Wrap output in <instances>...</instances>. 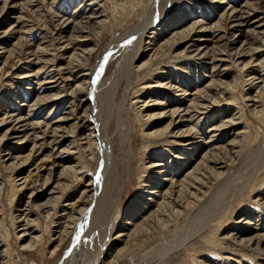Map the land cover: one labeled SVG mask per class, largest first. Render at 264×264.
Masks as SVG:
<instances>
[{
	"label": "rangeland",
	"instance_id": "obj_1",
	"mask_svg": "<svg viewBox=\"0 0 264 264\" xmlns=\"http://www.w3.org/2000/svg\"><path fill=\"white\" fill-rule=\"evenodd\" d=\"M149 1L0 0V264H264V0H177L173 7L171 0H154L155 17L168 14L147 31L133 59V94L124 98L127 78L113 76L119 65L128 70L134 34L109 55L99 81L91 79L102 81L92 93L83 78L115 35L144 19ZM83 23L88 36L79 40L86 47L68 45ZM52 41L62 45L53 49ZM86 51L85 64L78 58L69 64L74 52L84 58ZM117 84L115 102L108 103ZM40 97L46 102L37 104ZM145 102L152 113L164 106L186 112L174 128L186 141L148 136L167 125L169 112L148 122ZM111 113L117 166L105 165L96 179L99 152L87 151L89 136L98 141L92 118L99 114L103 124ZM211 152L220 157L218 174L203 168L202 187L188 190L204 196L193 209L202 217L191 220L186 209L162 225L151 194L159 197L174 179L176 198L180 183ZM75 166L78 173L63 175L67 185H60L63 169ZM24 227L41 238L34 248H25L31 235ZM144 250L153 256L142 258Z\"/></svg>",
	"mask_w": 264,
	"mask_h": 264
},
{
	"label": "bare ground",
	"instance_id": "obj_2",
	"mask_svg": "<svg viewBox=\"0 0 264 264\" xmlns=\"http://www.w3.org/2000/svg\"><path fill=\"white\" fill-rule=\"evenodd\" d=\"M156 1V0H155ZM153 0V2L150 0L149 1V6L147 7V9L145 10V14H144V19L138 23L136 26L132 27V28H126L123 32H121L120 34H117L114 36L113 38V41L107 45L104 50L102 51L101 55H100V58H99V63L91 70L92 72V75L90 76V78H87V77H84L83 79L84 80H89L90 79V86L89 87H92V93H96V89L98 88V86L102 83V81L100 80L98 86L97 84L91 82V79H95V80H98L101 76V74L103 73V70L106 68L107 66V63L109 61V55L112 53L113 50L115 49H118L120 46H123L122 43H125V42H128L127 40L125 41L124 40V37L126 36V34H134V39L136 40L135 42V54L132 58V62L129 64L128 66V70H126V72L123 73V70L121 69V66L119 65L118 67V73H116L113 78H118V79H121L122 77H125L127 78V82H126V86H125V89L123 91V97L124 98H128L129 96H131L134 92V88H133V78H132V69H133V59L135 58L136 55H138L139 51L141 50V45H142V41H143V37L144 35L147 33V31L154 26V24L158 21V20H161L162 18H164V16L166 14H168V9L165 10V12L161 15L162 17H155L157 16L156 15V12H155V9L156 7L154 6L155 3L158 1L155 2ZM177 0H171V3L169 4L170 7H173V5L176 3ZM155 17V18H153ZM84 25H82L81 27H78L76 26L75 29L71 32L70 34V38L68 40V45H77V46H83V47H86V44H84L83 42H80L81 40H79L80 38H82L83 36L86 37L88 35L85 36V28H87L86 24L83 23ZM190 33V32H189ZM186 36V35H185ZM123 39V40H122ZM21 40L23 41L24 38H21ZM125 41V42H124ZM81 44H80V43ZM175 42H177L175 40ZM54 43H57L56 41H52L51 42V46L54 47ZM59 45H62L61 43H57ZM53 49H57V48H53ZM38 50H41L40 48ZM77 50V48L75 49V51ZM44 51V50H43ZM37 53V52H36ZM88 51L86 52H82L83 54V57L84 58H81L79 57V54H77L76 52H74L72 54V56L70 57V60H69V64L70 65H73V62H74V59L78 58L79 60L81 59V62L80 64H85L86 63V56L88 57L87 55ZM94 53H90V56H89V59L90 57L92 58ZM53 57V56H52ZM54 57H56L54 55ZM74 58V59H73ZM55 59V58H53ZM52 62V61H50ZM55 64V63H53ZM54 66V65H53ZM60 75V78L61 80L65 81V77H63L64 75L61 73V71H58V73ZM56 74V76H57ZM53 78V77H52ZM55 78V77H54ZM111 78H108L106 79L104 82H109ZM58 81V80H57ZM99 81V80H98ZM97 81V82H98ZM101 86V85H100ZM88 87V85H86V83L81 86H79L77 88V90H81L82 89H86ZM117 88H118V84L113 86V88H111V92L110 90L108 91V93H111L109 98H108V103H114L115 101H113L116 97V92H117ZM72 92H75V91H72ZM77 92V91H76ZM75 92V93H76ZM65 93V92H64ZM73 93V95L75 94ZM82 93V92H81ZM78 96V95H77ZM87 96V95H86ZM199 96V95H198ZM196 96L197 98V103H200V99L199 97ZM124 98L122 99L121 103H119V105L117 104L118 106V109H117V124H121L123 121H124V115H123V110H124ZM46 100V97H40L37 101V104H39L40 102L42 101H45ZM154 100H159L158 97H156ZM46 102V101H45ZM44 103V102H42ZM144 107H143V111L147 112L148 114V119L147 121L150 122L152 117L156 116V115H163L165 114V112H169V117L168 115L165 116L166 118L168 117L169 118V121L167 123V125L165 127H163L162 129H160L159 131L155 132L154 134L151 133L150 135L148 136H151V137H156L157 139H159L160 137H158L159 135L163 136V135H166V136H172L174 135V128H176L175 126V119L176 117L182 119L184 117H186V112L185 114L182 113V111L179 109V108H175V109H171L169 111H165V106H164V111L162 112H157V113H152V107H150V105L145 102L144 104ZM195 107H198V106H195ZM153 108H156V105L153 107ZM113 109H114V106H113ZM190 108L188 107L187 110H189ZM186 110V111H187ZM126 111V110H125ZM141 111V110H140ZM85 113V112H84ZM86 113H89L88 111ZM29 114V113H28ZM89 115V114H88ZM87 115V116H88ZM112 116V113L107 117L106 119V122L102 124V120H101V116H97V118L94 116L93 121H94V130L92 129V134L94 132H97V137L94 139H98L97 142H94L93 141V137L91 138V136L88 137V141H87V151H89V154H91L92 157H96L97 153L99 152V158H98V163H99V170L97 171V176H96V179H100L99 176L102 175V170L104 168L105 165H107V167L110 166L111 170L110 171H114L116 169V163L113 162L112 160V155H113V147H112V137H110L108 135V124L110 123V118ZM85 117V116H84ZM28 117L25 118V117H19V122L22 123V122H27L28 121ZM87 119V118H86ZM85 119V120H86ZM90 123V122H89ZM88 124V123H86ZM85 126V125H84ZM88 126V125H87ZM180 127V125L178 126ZM93 128V127H92ZM90 131V130H89ZM119 131L121 132V129H119ZM118 131V132H119ZM159 134V135H157ZM89 135V134H88ZM176 136L174 139L175 143L176 144H179L181 141H186L183 139L184 137V134L183 133H180L179 135H174ZM41 138L40 135H37L34 142L35 143H38V139ZM86 138V137H85ZM84 139V138H83ZM43 143V142H42ZM86 144V143H84ZM36 145V144H34ZM85 150V151H86ZM29 158H31V154H29L20 164H23V163H26ZM81 158V154L76 156V159H77V162H80V159ZM79 159V160H78ZM218 160H220V157H219V154H215V152H211V153H208L206 154L204 157H203V160H201V162L195 167L193 168V170H191L186 178V180H184V182L180 183L182 184V187L179 189L178 191V196L175 198L173 197V195H175V192H174V188H175V182H174V179H171V183H170V186L166 188V190L164 191H161L160 193V196L158 197L157 194H154L155 192H153L151 195H152V200H155L156 199V203H159L157 204L159 207V210L156 209V216L158 218H156V220H161V223L162 225H166L167 221H170V220H173L174 218H178L181 213L186 210V209H189L192 211V215H191V220H198L199 218L202 217L203 213H201L200 211H195L193 212V209L194 207L196 208L197 204L200 203V201L204 198V196L202 195V193L200 192L199 189L195 188L194 191L196 192H193V194H195L196 196L194 198H192L193 194L190 193V195L188 194V190L191 188L192 189V186L194 184H197L199 185V188L202 187V182H204L203 180L205 179L204 177H202L200 175V170H202L203 168H206L207 171L208 169H210L211 171H213L215 174H218V172L215 171V167L218 163ZM211 163H213L212 165H210ZM161 164H158L156 166H160ZM77 166L75 167H67V168H64L60 177H59V181L58 183H60V185H67V183L63 182L62 179H65V178H62L63 175L64 176H74L78 173L77 171ZM80 167L81 169L84 167V166H81L80 164ZM48 175L45 177V183H44V186L49 184V182L51 181V176H52V170H49V172L47 173ZM207 174V173H206ZM205 174V175H206ZM220 175V174H219ZM67 177V178H68ZM66 178V179H67ZM72 179V178H71ZM69 181V180H68ZM90 181V180H89ZM96 181V180H95ZM163 181V180H162ZM199 181H202V182H199ZM93 182V181H91ZM96 183V182H95ZM91 184V183H90ZM70 185V184H69ZM72 186V185H70ZM62 187V186H61ZM67 187V186H65ZM70 188V187H69ZM68 188V189H69ZM61 190V189H60ZM65 190V189H62V191ZM187 191V192H186ZM187 194H186V193ZM62 193V192H61ZM64 193V192H63ZM185 193V194H184ZM93 195V194H92ZM91 195V196H92ZM64 196V195H63ZM56 197V196H55ZM81 197V196H80ZM83 197V196H82ZM93 197V196H92ZM173 197V198H172ZM183 197H186L187 199L185 200L184 203L181 202V199ZM53 198V197H52ZM85 198V197H83ZM161 199V200H159ZM191 199V200H190ZM52 201V200H51ZM55 201V204L57 203L58 200V197H56V200ZM92 201V200H91ZM90 201V202H91ZM160 201V202H159ZM89 202V203H90ZM53 205V204H51ZM54 206V205H53ZM74 207V206H73ZM88 210V209H87ZM79 211V210H78ZM80 211L82 212L83 209H80ZM84 212V211H83ZM89 212V211H88ZM87 212V214H88ZM31 213V212H29ZM28 213V214H29ZM24 218L23 220L25 221V224L26 226H29V223H31V221L28 219L29 216H26V212L24 213ZM80 214V213H79ZM50 216V213L47 214V217ZM165 216V217H163ZM20 217V216H19ZM172 217V219H168V218ZM155 220V221H156ZM20 221V220H19ZM33 222V221H32ZM161 225V226H162ZM32 227V226H31ZM147 227V226H146ZM165 227V226H164ZM25 228V227H24ZM161 229V228H160ZM159 229V231H160ZM163 230V229H162ZM24 234H28V235H31L30 236V240L29 242L25 245V248H34V246L39 242L41 241V238L40 236L38 235H33V233H29V230L28 228H25L24 230ZM151 235V234H150ZM23 239V237L21 238ZM143 242V243H142ZM138 243H142L141 246L144 245V243H146V241H143L141 239H138ZM137 244V242H136ZM154 245V244H153ZM146 247V246H145ZM148 248V247H147ZM145 248V249H147ZM145 251V250H144ZM1 252V251H0ZM144 255L142 256L143 257H149V256H153L152 254H150L149 252L145 251L143 253ZM160 255H157V257H159ZM0 259H2L3 257V254L0 253ZM6 257V256H5ZM141 257V256H140ZM97 260H94V261H90L89 263L86 262L85 264H94ZM100 261V260H99ZM3 264V263H1Z\"/></svg>",
	"mask_w": 264,
	"mask_h": 264
}]
</instances>
